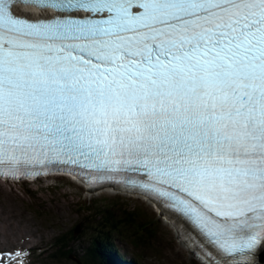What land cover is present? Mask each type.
Here are the masks:
<instances>
[{"label": "snow or ice", "instance_id": "obj_1", "mask_svg": "<svg viewBox=\"0 0 264 264\" xmlns=\"http://www.w3.org/2000/svg\"><path fill=\"white\" fill-rule=\"evenodd\" d=\"M53 164L155 193L254 264L264 0H0V175Z\"/></svg>", "mask_w": 264, "mask_h": 264}, {"label": "rangeland", "instance_id": "obj_2", "mask_svg": "<svg viewBox=\"0 0 264 264\" xmlns=\"http://www.w3.org/2000/svg\"><path fill=\"white\" fill-rule=\"evenodd\" d=\"M89 203H115L119 212L136 207L156 220L150 227L153 231L141 230L148 242L137 248L116 235L117 253L124 259L141 264H198L151 207L109 195L89 199L79 186L62 178L23 185L0 183V251L23 249L25 258L19 264H83L85 249L97 235L95 226L80 212ZM63 245L69 247L70 255L64 253ZM259 264H264L263 258Z\"/></svg>", "mask_w": 264, "mask_h": 264}, {"label": "trees", "instance_id": "obj_3", "mask_svg": "<svg viewBox=\"0 0 264 264\" xmlns=\"http://www.w3.org/2000/svg\"><path fill=\"white\" fill-rule=\"evenodd\" d=\"M116 208L118 209V204L115 203L102 206L93 205L92 203L82 205L80 212L89 218L90 222L95 226L93 230L97 232V235L93 238L95 245L90 244L88 253L85 255V259L88 261L87 264L93 260L89 254L93 246L98 245L103 249L114 250L116 248V235L125 238L136 248L148 242L141 230L153 231L150 227L155 224L156 220L153 217H148L142 209L136 207L124 208L122 212H119ZM150 233L148 232L147 234ZM63 250L65 254H70L68 246L63 245ZM131 261L132 264H139L135 259Z\"/></svg>", "mask_w": 264, "mask_h": 264}, {"label": "bare ground", "instance_id": "obj_4", "mask_svg": "<svg viewBox=\"0 0 264 264\" xmlns=\"http://www.w3.org/2000/svg\"><path fill=\"white\" fill-rule=\"evenodd\" d=\"M26 10H28V9H26ZM28 11H30V10H28ZM31 16H33V15H31ZM36 246H38V244H33V248H35ZM85 253H88L87 248L85 249ZM263 253H264V249L262 250L261 255ZM89 254L91 255V257L93 258V261L96 264H131V263H128L124 259L118 258L111 250L103 249L102 247H100L98 245L94 246L92 248V250L89 251ZM194 255L197 256L196 253H194ZM263 259H264V254H263Z\"/></svg>", "mask_w": 264, "mask_h": 264}]
</instances>
